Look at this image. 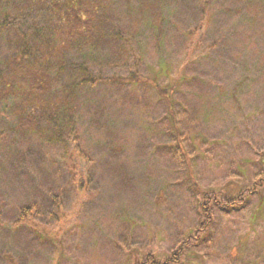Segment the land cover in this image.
<instances>
[{
    "label": "rangeland",
    "instance_id": "rangeland-1",
    "mask_svg": "<svg viewBox=\"0 0 264 264\" xmlns=\"http://www.w3.org/2000/svg\"><path fill=\"white\" fill-rule=\"evenodd\" d=\"M8 1L0 21L48 38L68 82L0 28L21 112L0 100V264H264V0ZM87 53L98 80L65 92ZM54 93L71 113L26 106ZM66 115L79 140L46 139Z\"/></svg>",
    "mask_w": 264,
    "mask_h": 264
},
{
    "label": "trees",
    "instance_id": "trees-1",
    "mask_svg": "<svg viewBox=\"0 0 264 264\" xmlns=\"http://www.w3.org/2000/svg\"><path fill=\"white\" fill-rule=\"evenodd\" d=\"M10 1V0H9ZM9 1H8V6H9ZM52 1V0H50ZM63 5L65 6V8L63 9V11L67 12L69 11V13L71 11H74L77 9V7L75 6L74 7V3H76V5L79 4L78 0H63ZM100 2L97 3V6H91L89 5L88 3L85 4V8L88 9L90 8V14H93L95 8H97L99 6ZM73 13V12H72ZM95 13V12H94ZM71 14V13H70ZM79 19L80 16H77ZM87 17V16H86ZM89 17L91 16H88L86 18V25L87 27L89 26V24H91L93 22V20H91ZM8 16L7 17H3L2 21H0V28H14V34H15V37L16 38H13L12 39V43L15 44L16 43V40H20L23 44V47H22V53L19 55V57L22 59L21 61L24 63L25 67H30L35 64L38 68L40 67H44V68H40L43 73H45L47 75V78H48V73L50 72V70L53 69V72H54V79L51 80V83L53 82L54 84H59L61 81H63L67 74H66V67L64 66L63 64V60L59 59V56H56L57 55V50H55V48L53 47H50L46 42L48 41V38H43V35H38V34H33L32 36L28 37L27 38V34L25 31H22L20 30V22L18 23H12L11 22L9 23L8 22ZM17 19V18H16ZM83 20V19H81ZM89 22H88V21ZM9 24V25H8ZM91 27V25L89 26ZM46 35V34H45ZM85 39L87 41V34L85 36ZM61 42V41H60ZM60 44H63V42H61ZM20 50V51H21ZM19 52V51H18ZM18 52H15V55L18 54ZM26 57V59H25ZM83 59V61L80 62L79 65L76 66L75 68V72L77 73H81L82 77L79 76V78L75 77L74 80L70 81L66 86L65 88V92H71V91H74L76 92V90H78L77 88H81V87H84L85 85L89 84V85H94L96 83V81L98 80V77L95 78L94 75H93V72H92V65L90 64V62L92 63L94 60L93 58H91V54L87 53L85 56L81 57ZM80 58V59H81ZM14 58L12 57L10 59L7 58L6 60H13ZM54 61L53 65H52V62ZM16 62L17 60H15V62L12 64V61H10L9 63H6L8 64L6 67L8 69H13L11 72H9L10 74V77L12 79H15V78H19L21 77L22 75L20 74L21 72H23L22 70H20V68H24V67H21V66H16ZM26 69V68H24ZM20 71V73H19ZM65 76V77H63ZM135 78V77H134ZM38 81H42L44 78V75L42 73H40V76L37 78ZM66 81V79H65ZM59 82V83H58ZM68 82V80L66 81ZM17 83H15L16 85ZM14 84L10 83L9 81V77L8 75H6L5 77L0 75V92L2 93H5V94H2L0 95V100H2V106L5 108V109H11L13 111V113H16L19 117H21V112L20 114L16 112V108H14L13 106V102L11 101L10 104L8 105L7 104V101L9 99L12 98V96H16V87H15ZM160 92L162 94H165V90L164 89H161ZM30 100L27 99L28 101V104L26 106H30V107H35V108H38V107H41L42 109H45V110H49V112L52 111V109L55 108V110H57L56 112H53V116H56L57 112L64 114V113H71V111H73V109L71 107H65L66 106V100L68 99L67 96L65 97H61V96H58L57 93H54L52 96L48 97L46 100L48 101L47 105H43L41 104L40 105V101L38 100V97H37V94H36V97H32L29 96ZM166 98L169 97L168 96H165ZM69 98H70V95H69ZM32 99V100H31ZM57 99L61 102V105H60V102L58 103V105H53V101ZM72 103V102H71ZM13 107V108H12ZM66 108V109H65ZM21 110V109H19ZM2 111H5V110H2ZM60 116V114H59ZM48 121V120H46ZM73 118L72 116L69 117L68 115H66V119L65 121L63 122V126H66L65 129L67 131L64 132L63 129H61L55 122H54V130H51V133L50 131H45L44 133H42V135L48 139L49 137L52 138L55 143H66V140H68L69 137H72V139L77 142L79 139H78V136H77V133L74 129V126H73ZM62 126V124H61ZM70 130V132H69ZM48 133H50L51 135L49 136ZM240 198V197H238ZM207 204L206 203H202V205L200 204V209L202 211V214H203V219H200L199 222H198V226L196 228V233H202V231L207 227V224L209 222V214H208V210H209V207L206 206ZM40 213V208L38 205L36 204H27V205H24V206H21L20 208V211H19V216L16 220L15 223H19V222H23L27 219H30V218H33L35 217L37 214ZM175 258H171L167 261H164L163 263H159L155 260H153L152 262H146L145 264H169V262H172V260H174Z\"/></svg>",
    "mask_w": 264,
    "mask_h": 264
}]
</instances>
